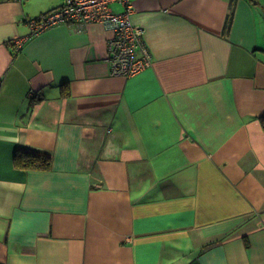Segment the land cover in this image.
<instances>
[{"label": "crops", "instance_id": "0c3cea01", "mask_svg": "<svg viewBox=\"0 0 264 264\" xmlns=\"http://www.w3.org/2000/svg\"><path fill=\"white\" fill-rule=\"evenodd\" d=\"M65 1L0 0V264H264V0H132L117 76Z\"/></svg>", "mask_w": 264, "mask_h": 264}, {"label": "built area", "instance_id": "2783aa9c", "mask_svg": "<svg viewBox=\"0 0 264 264\" xmlns=\"http://www.w3.org/2000/svg\"><path fill=\"white\" fill-rule=\"evenodd\" d=\"M132 0H66L64 5L49 13L43 18L31 19L30 27L32 34H38L43 30L53 27L57 24H74L79 27L81 24L99 22L108 24L114 31L110 40L109 62L112 66V75H129L139 72L143 61L136 57L135 51L136 39L138 40L140 29L135 28L129 18L132 12ZM120 3L125 7V12L113 13L109 4ZM25 39V38H24ZM23 38L15 41L20 45ZM141 60V61H140Z\"/></svg>", "mask_w": 264, "mask_h": 264}, {"label": "trees", "instance_id": "16d2710c", "mask_svg": "<svg viewBox=\"0 0 264 264\" xmlns=\"http://www.w3.org/2000/svg\"><path fill=\"white\" fill-rule=\"evenodd\" d=\"M264 127V117H263ZM14 165L22 170H44L48 171L52 167V157L50 153L39 150L17 148L14 152Z\"/></svg>", "mask_w": 264, "mask_h": 264}]
</instances>
